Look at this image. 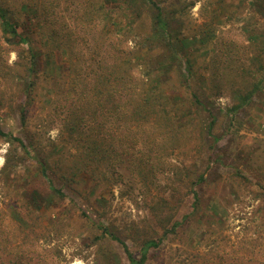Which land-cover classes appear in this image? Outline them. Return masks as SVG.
<instances>
[{"label":"rangeland","instance_id":"obj_1","mask_svg":"<svg viewBox=\"0 0 264 264\" xmlns=\"http://www.w3.org/2000/svg\"><path fill=\"white\" fill-rule=\"evenodd\" d=\"M8 1L16 8L24 0ZM31 1L46 5L47 18L45 29H27L41 52L34 77L22 67L28 45L9 43L0 29V129L23 139L35 156L63 148L55 159L69 163L78 160L72 156L76 148L64 147L61 135L77 97L74 90L92 89L104 75L111 83L123 76L125 98L138 96L159 61L157 44L142 39L150 28L143 7L138 8L143 20L125 32L130 17L113 0H103L107 18L98 9L102 0ZM158 4L176 42L184 46L180 41L187 39L188 46L181 48L188 58L184 66L193 64L189 78L185 67L177 71L166 58L170 67L160 74L162 87L182 96L179 114L189 108L192 125L180 128L165 117L155 119L145 134L140 129L144 135L129 156L135 131L108 123L103 128L108 151L79 175L78 190L63 186L67 197H53L42 206L52 192L49 182L17 141L0 135V215L5 219L0 264H130L123 245L105 235L99 222L138 257L144 241H160L146 264H264V90L235 119L228 111L235 90L264 80V0ZM188 79L190 89L183 85ZM191 91L207 108L201 117ZM210 112L218 119V142L200 127L201 119L210 121ZM202 173L206 180L196 188L203 203L193 211L192 183ZM61 174L52 175L57 186H62ZM35 189L43 193L36 202ZM13 209L24 216V229L12 220ZM186 215L183 225L162 237L166 226Z\"/></svg>","mask_w":264,"mask_h":264},{"label":"trees","instance_id":"obj_2","mask_svg":"<svg viewBox=\"0 0 264 264\" xmlns=\"http://www.w3.org/2000/svg\"><path fill=\"white\" fill-rule=\"evenodd\" d=\"M118 3L117 8L128 14L130 17V26L128 29L133 28L138 25L139 21L143 20L144 16L138 8L143 7L146 10L148 21L150 22L149 31H146L145 36L142 38L148 43H153L152 40H156L157 50L156 54L159 53V58L156 61V66L154 68V73L151 78L148 79L147 88H142V84L137 85L141 90L138 96L125 98L122 93L125 90V86H121V82H124V77L121 76L118 81L114 83L108 82L106 75L103 76L102 82L96 84L92 89H84L77 91L74 90L72 96L74 102H72L73 108L70 107V113L67 114L65 119V129L62 132V137L67 141L64 147L69 145H74L76 152L72 153V156L76 159L68 161L62 157L56 158L55 156L60 153V156L64 154L63 148H58L55 151L47 154H40L39 156L32 155V151L25 144L23 139L14 136L12 133L5 132L0 129V135L8 137L11 140L17 141L20 146L24 149V153L34 160V164L37 165V172L39 176L43 177L49 182V188L52 191L49 195L44 196L42 204L46 201H52L53 197L65 198L67 197L66 192L63 190V186H67L72 190H78V186L81 184L79 179L80 174H86L89 167L97 162L96 157L99 155L106 154L107 145L105 144L106 136L103 135V128L108 125V123H116V128L118 130L127 128L128 130L135 131L132 137L129 138L130 148L127 153L129 156H133L134 149L140 143V136L144 135L147 130H145L146 125L156 121H160L161 117H165L167 121L173 125L178 124L180 128H188L192 125L194 117L191 115V110L186 109L185 115L179 114V100L181 99L177 91L169 90L171 88L162 87V79L160 74H164L169 70L168 62L165 61L166 58H170L171 66H175V70L182 71L185 70L190 78L193 74V64L191 62L184 66L187 62L186 56L182 54L181 48L188 46L187 39H183L181 46L177 40L169 24L164 16L163 8L158 4V0H113ZM42 4V2H41ZM46 5H40L37 2H32L31 0L20 1L16 8L11 7L8 0H0V29L5 36L6 40L12 44L28 45V51L25 56L27 62L23 63L25 71L29 73L30 77H34L36 73V67L38 64V57L41 55L39 49L35 48L32 43V38L28 37V32L32 31L33 28L45 29L47 18L44 16L46 11ZM99 11L103 14L104 18H107L110 14L109 7L103 3L99 5ZM132 20V21H131ZM121 23L122 20L117 23ZM25 33H23V32ZM29 32V33H30ZM151 48V47H150ZM148 50V48H147ZM143 57L142 55H140ZM153 57V56H152ZM161 59V60H160ZM52 63V62H51ZM175 63V64H174ZM32 79V87L34 84V79ZM185 88L190 89L191 81L188 79L186 84H183ZM30 87V85H29ZM70 89V88H69ZM28 99L31 96L30 89H25ZM264 90V80L260 79L258 82L251 84V87L245 88V90H235L233 97V104L229 107L228 111L232 116V120L235 119L241 111L247 110L254 104V98L260 91ZM73 91V90H72ZM90 91V94L87 92ZM92 92V93H91ZM70 93V92H69ZM193 105H195L200 112V117L202 116V110L206 111V106L201 101L200 95L198 93L191 91ZM191 101V103H192ZM201 108H200V107ZM201 110V111H200ZM24 115H25V111ZM210 121L206 119H201V130L212 135L214 141L218 142L221 136L215 134V126L218 122L217 116L212 112L209 113ZM189 121V122H188ZM204 121V122H203ZM88 129V131L86 130ZM102 129V130H101ZM144 134H140L141 130ZM205 130V131H204ZM139 131V133L137 132ZM105 132V131H104ZM70 149V147H69ZM80 154H84V157H80ZM80 157V158H79ZM67 162V167L64 168V164ZM86 172V173H85ZM58 173H62L59 178L62 181V186H57L55 183V178ZM54 175V177L52 176ZM241 177L238 175L237 177ZM206 174H199L198 178L192 183V197H193V211H197L203 201L196 185L205 182ZM256 185L261 188L262 184L260 181L256 182ZM43 193L39 189H35L32 194V200L42 198ZM45 202V203H46ZM39 205V203H37ZM25 209L28 210V204H25ZM187 215L181 220H175L171 226H166L164 228V236L168 233H174L178 227L183 225ZM5 220L0 215V234L5 230ZM12 220L18 225L19 228L24 229L26 221L24 216L20 214L17 210L13 209ZM99 226L102 228L103 233L109 237L118 240L124 247V250L128 256L130 264H146L149 259V252L152 248L159 246L160 241L154 238H149L142 244L140 256H136L126 242L121 240L116 234H114L104 222H99ZM18 250L11 249L10 253H16Z\"/></svg>","mask_w":264,"mask_h":264}]
</instances>
